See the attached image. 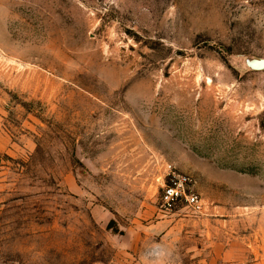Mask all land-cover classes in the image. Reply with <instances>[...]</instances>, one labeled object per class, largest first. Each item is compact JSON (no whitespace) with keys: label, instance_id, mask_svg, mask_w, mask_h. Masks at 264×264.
Instances as JSON below:
<instances>
[{"label":"rangeland","instance_id":"374dc122","mask_svg":"<svg viewBox=\"0 0 264 264\" xmlns=\"http://www.w3.org/2000/svg\"><path fill=\"white\" fill-rule=\"evenodd\" d=\"M247 58L264 0H0V264H264Z\"/></svg>","mask_w":264,"mask_h":264},{"label":"built area","instance_id":"2783aa9c","mask_svg":"<svg viewBox=\"0 0 264 264\" xmlns=\"http://www.w3.org/2000/svg\"><path fill=\"white\" fill-rule=\"evenodd\" d=\"M169 180L164 183L162 206L171 211L177 205L183 204L194 212L204 211V203L199 194L193 190L192 179L184 174L169 173Z\"/></svg>","mask_w":264,"mask_h":264},{"label":"water","instance_id":"95a60500","mask_svg":"<svg viewBox=\"0 0 264 264\" xmlns=\"http://www.w3.org/2000/svg\"><path fill=\"white\" fill-rule=\"evenodd\" d=\"M246 64L253 70H264V58H247Z\"/></svg>","mask_w":264,"mask_h":264}]
</instances>
